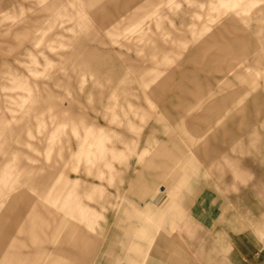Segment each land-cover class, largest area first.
Wrapping results in <instances>:
<instances>
[{"label": "rangeland", "instance_id": "1", "mask_svg": "<svg viewBox=\"0 0 264 264\" xmlns=\"http://www.w3.org/2000/svg\"><path fill=\"white\" fill-rule=\"evenodd\" d=\"M68 1L0 0V247L19 232L9 250L29 254L30 264L49 246L63 215L47 197L63 177L78 179L99 215L92 230L79 226L93 240L83 264H108L129 240L147 243L133 238L136 223L122 222L125 199L166 213L154 241L177 236L199 264H207V241L228 226L264 243V0L216 11L212 0H151L136 15L158 11L143 35L124 32V19L110 33L73 9L56 17ZM152 70L163 74L147 87ZM208 105L215 114L203 111ZM90 128L125 154L109 159L113 172L102 167V180L82 162L72 168ZM164 149L193 159L175 199L179 163ZM94 185L103 194L89 202L83 188Z\"/></svg>", "mask_w": 264, "mask_h": 264}, {"label": "crops", "instance_id": "2", "mask_svg": "<svg viewBox=\"0 0 264 264\" xmlns=\"http://www.w3.org/2000/svg\"><path fill=\"white\" fill-rule=\"evenodd\" d=\"M150 1L69 0L66 5L62 4L56 8H54V5L52 8L55 9L56 17L67 16L68 9H73L74 15L78 16V18L94 17L97 19L98 24L102 27L106 26L105 29L110 33L114 32L116 25L124 19L129 23L124 32L143 35L145 18L150 16L157 17L158 11L155 9L140 19H137L136 15ZM172 3L173 0H168L167 2L169 6ZM238 4L231 0H212L211 11H216L220 8H233ZM209 30L210 27L208 25L203 26L198 37L207 34ZM30 41L35 44L38 39L33 37ZM162 74L161 71L152 70L149 75V83L146 86L159 82ZM157 86L159 88L166 87V79L160 81ZM213 107L208 105L203 108V111L215 114ZM192 117L195 118V116L190 118ZM85 132L86 139L82 143L80 150L77 153L76 150H73L76 153V158L72 161V164L75 163L72 165L74 173L77 170L76 164L82 162L85 172L90 173L94 169L98 180L103 179L102 167L108 170V175L111 177L113 167L110 160L119 161L125 159L124 151L114 147L112 143L107 146L106 144L110 142V139L102 130L95 131L90 128L86 129ZM147 152V149H143L137 155L138 162L143 160ZM160 154L166 156L169 161H177L174 163L175 165L179 163L178 168L175 169L176 173H174V176H178L180 182L175 187V190L169 191V198L175 199L178 189L184 187L189 177L188 172L193 170V159L190 156H184L181 159L176 158L174 155L168 154L165 149L160 151ZM179 161H181V165ZM166 175L167 173L158 175V179H163ZM59 181L63 183V188L55 195L49 192L47 199H49L52 207L61 211L63 218L60 219L59 225L53 229L49 236V246L39 247L35 253L37 258L31 261L30 264H83L88 258V247L93 243V240L82 233L79 226L83 225L87 229L86 231L92 230L99 215L94 207L86 204L81 199L78 192L81 189V185L78 179L71 180L63 177ZM83 189H86L84 198L89 202L93 201L94 196L98 195L100 197L103 194V188L100 185L90 186L89 188L84 187ZM125 201L127 204L122 209V222L125 224L136 223L133 226L131 224L134 230L132 232L133 238L147 241V243L135 244L131 240L126 241L127 252H125V255L109 257L111 261L108 264H199V257L191 255L189 251H185L177 236H160L158 240L154 241L155 234L151 232L157 230L155 226L163 223L165 216H167L166 213L164 216L160 209L151 208L147 204L144 207H139L130 200L125 199ZM174 206L173 200L169 202V210ZM34 214V217H39L37 211ZM228 228L223 230L222 236L220 235L216 238L212 236L207 241L208 244L204 248L206 255L203 256V260L207 264H264V243L257 237L252 239L250 235L244 233L246 230L236 234L232 233L229 226ZM30 230H32L31 227ZM165 231L167 230L165 229ZM17 234L19 232H15L14 237L10 235L12 237L10 245L7 246L6 244L0 247V264H27L29 262V254L24 256L19 252L12 253L9 250L20 243L16 236Z\"/></svg>", "mask_w": 264, "mask_h": 264}]
</instances>
